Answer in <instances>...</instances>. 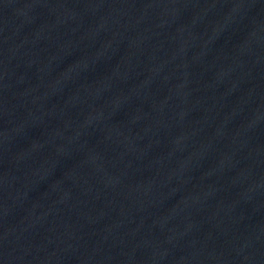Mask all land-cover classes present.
<instances>
[{"label":"water","instance_id":"obj_1","mask_svg":"<svg viewBox=\"0 0 264 264\" xmlns=\"http://www.w3.org/2000/svg\"><path fill=\"white\" fill-rule=\"evenodd\" d=\"M0 264H264V0H0Z\"/></svg>","mask_w":264,"mask_h":264}]
</instances>
